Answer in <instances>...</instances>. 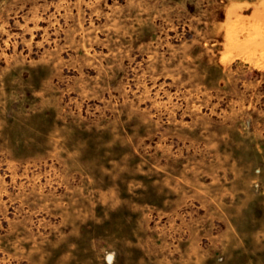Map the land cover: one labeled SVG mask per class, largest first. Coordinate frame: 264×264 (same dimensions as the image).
Here are the masks:
<instances>
[{
	"label": "rangeland",
	"instance_id": "obj_1",
	"mask_svg": "<svg viewBox=\"0 0 264 264\" xmlns=\"http://www.w3.org/2000/svg\"><path fill=\"white\" fill-rule=\"evenodd\" d=\"M257 7L0 0V264H264Z\"/></svg>",
	"mask_w": 264,
	"mask_h": 264
},
{
	"label": "crops",
	"instance_id": "obj_2",
	"mask_svg": "<svg viewBox=\"0 0 264 264\" xmlns=\"http://www.w3.org/2000/svg\"><path fill=\"white\" fill-rule=\"evenodd\" d=\"M259 7L234 17L228 12L221 23L223 48L220 62L244 61L254 68L264 70V0Z\"/></svg>",
	"mask_w": 264,
	"mask_h": 264
}]
</instances>
